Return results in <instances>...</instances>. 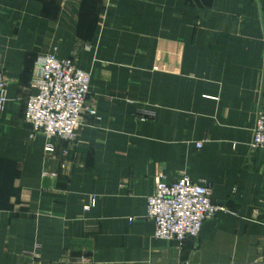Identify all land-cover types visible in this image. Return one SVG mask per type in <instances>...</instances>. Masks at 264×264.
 Returning a JSON list of instances; mask_svg holds the SVG:
<instances>
[{
  "label": "crops",
  "instance_id": "obj_1",
  "mask_svg": "<svg viewBox=\"0 0 264 264\" xmlns=\"http://www.w3.org/2000/svg\"><path fill=\"white\" fill-rule=\"evenodd\" d=\"M52 52L90 74L95 114L47 155L23 112ZM0 66V264H264V0H0ZM183 175L226 211L155 238L146 198Z\"/></svg>",
  "mask_w": 264,
  "mask_h": 264
},
{
  "label": "built area",
  "instance_id": "obj_2",
  "mask_svg": "<svg viewBox=\"0 0 264 264\" xmlns=\"http://www.w3.org/2000/svg\"><path fill=\"white\" fill-rule=\"evenodd\" d=\"M32 86L37 91L25 101L23 120L29 126L28 137H44V151L51 155L55 139L75 140L83 111L95 114L93 107L87 104L90 74L80 69L74 58H59L52 52L37 61ZM6 103V82L0 66V113ZM151 117V110L139 116L141 120ZM202 142H197L196 147L200 148ZM249 148L264 155V107L256 112ZM42 174L56 176L55 171L47 169ZM221 211H226V207L213 201L210 184L194 182L185 175L171 183L158 177L153 192L146 198L145 218L153 222L155 238L182 243L197 239L204 222ZM39 248V245L34 246L35 251Z\"/></svg>",
  "mask_w": 264,
  "mask_h": 264
}]
</instances>
